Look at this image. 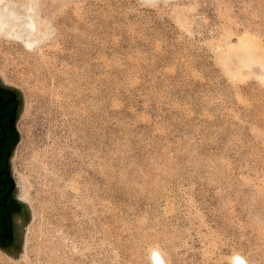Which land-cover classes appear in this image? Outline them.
Returning a JSON list of instances; mask_svg holds the SVG:
<instances>
[{
	"label": "rangeland",
	"instance_id": "rangeland-1",
	"mask_svg": "<svg viewBox=\"0 0 264 264\" xmlns=\"http://www.w3.org/2000/svg\"><path fill=\"white\" fill-rule=\"evenodd\" d=\"M34 1L37 43L0 36L30 213L0 264H264V0Z\"/></svg>",
	"mask_w": 264,
	"mask_h": 264
},
{
	"label": "flooded vegetation",
	"instance_id": "flooded-vegetation-1",
	"mask_svg": "<svg viewBox=\"0 0 264 264\" xmlns=\"http://www.w3.org/2000/svg\"><path fill=\"white\" fill-rule=\"evenodd\" d=\"M19 107L18 94L0 85V249L6 252L17 246L20 223L24 222L22 205L14 194L10 162L18 142Z\"/></svg>",
	"mask_w": 264,
	"mask_h": 264
},
{
	"label": "bare ground",
	"instance_id": "bare-ground-1",
	"mask_svg": "<svg viewBox=\"0 0 264 264\" xmlns=\"http://www.w3.org/2000/svg\"><path fill=\"white\" fill-rule=\"evenodd\" d=\"M34 3V0H24L21 8L22 12L19 13L11 1L0 0V36L3 35L15 41H23L26 47L35 45L37 40L40 39V32L39 15L37 14V8ZM50 132L48 141L52 143V147L49 152H44L45 159L51 158L53 150L60 143L57 137V128H52ZM58 161H60L59 157L57 159ZM53 163L54 161H50L49 165L51 166ZM160 260L155 257V264H163ZM235 262L236 264H246L240 258H237Z\"/></svg>",
	"mask_w": 264,
	"mask_h": 264
},
{
	"label": "water",
	"instance_id": "water-1",
	"mask_svg": "<svg viewBox=\"0 0 264 264\" xmlns=\"http://www.w3.org/2000/svg\"><path fill=\"white\" fill-rule=\"evenodd\" d=\"M0 85L4 86L1 82H0ZM6 88H9L11 90H13L14 92H16L20 98V107H19V113L22 109V96H21V93L14 89V88H11V87H7V86H4ZM19 113H18V117H19ZM17 117V119H18ZM18 139H19V136H18ZM14 194H16V189L14 188ZM21 205H22V209H23V216H24V222L21 221L20 223V227H19V232H18V241H17V246L15 248H12V250H10V252H6L4 251L8 256L16 259L18 258V253L20 252V249H21V245H22V241H23V234H24V229L27 225V223L29 222L30 220V213H29V208L26 204L18 201Z\"/></svg>",
	"mask_w": 264,
	"mask_h": 264
}]
</instances>
